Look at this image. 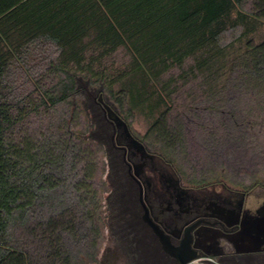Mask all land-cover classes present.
<instances>
[{"label": "rangeland", "instance_id": "1", "mask_svg": "<svg viewBox=\"0 0 264 264\" xmlns=\"http://www.w3.org/2000/svg\"><path fill=\"white\" fill-rule=\"evenodd\" d=\"M245 29L248 33L232 42L223 57L208 59L202 53L187 58L153 85L133 71L132 57L123 48L111 54L93 48L82 68L69 65L66 72L56 70L58 59L48 50L46 60L32 65L30 76L20 71L11 78L15 96L28 94L32 110L22 131L53 152L50 172L57 188L45 205L55 206L57 213L67 209L64 221L72 216L76 224L73 234L61 235L70 249L45 264H81L85 251H79L76 238L106 233L112 222L106 205L108 159L101 144L106 125L98 123L102 109L118 137L126 131L160 159L158 164H167L182 186L248 192L253 206L264 201V83L245 67H254L248 48L264 43V25L248 21L234 34ZM232 38L227 34L224 44ZM206 58L208 64L199 69ZM51 100L58 101L52 105ZM164 112V121L155 125ZM39 245L33 242L35 260L46 252Z\"/></svg>", "mask_w": 264, "mask_h": 264}, {"label": "trees", "instance_id": "2", "mask_svg": "<svg viewBox=\"0 0 264 264\" xmlns=\"http://www.w3.org/2000/svg\"><path fill=\"white\" fill-rule=\"evenodd\" d=\"M16 12L19 19L12 22L9 13L3 21L8 27H0V264H45L70 249L61 235L73 234L76 224L72 216L64 221L67 209L57 213L55 206L45 205L57 188L50 172L53 152L22 131L32 110L28 94L15 96L11 78L20 71L30 76L32 65L46 60L48 50L58 59L56 70L66 72L69 65L82 68L85 54L93 48L105 54L123 48L132 57L133 71L153 85L187 58L202 53L208 59L223 57L232 42L248 33L245 29L236 36L239 26L248 21L264 25V0H29L13 8ZM227 34L233 38L224 44ZM248 51L254 67L246 65L247 72L264 83V43ZM207 58L198 63L199 69L208 64ZM86 71L90 72L89 64ZM98 123L106 125V141L101 144L109 169L107 211L112 222L123 224L135 217L136 191L123 172L122 153L113 146L114 128L103 114ZM35 241L42 251L46 246L44 256L36 260L31 253Z\"/></svg>", "mask_w": 264, "mask_h": 264}, {"label": "flooded vegetation", "instance_id": "3", "mask_svg": "<svg viewBox=\"0 0 264 264\" xmlns=\"http://www.w3.org/2000/svg\"><path fill=\"white\" fill-rule=\"evenodd\" d=\"M102 110L116 132L112 143L122 153L137 206L134 218L109 222L108 232L80 235L81 264H264V201L253 206L248 192L182 186L126 131L118 137ZM140 199L161 236L143 221Z\"/></svg>", "mask_w": 264, "mask_h": 264}, {"label": "crops", "instance_id": "4", "mask_svg": "<svg viewBox=\"0 0 264 264\" xmlns=\"http://www.w3.org/2000/svg\"><path fill=\"white\" fill-rule=\"evenodd\" d=\"M24 1H29V0H0V21L2 20V23L0 24L1 28L4 27L5 25L6 27H8V24L5 22L3 24V21L6 15L9 16L8 15L9 13H11L12 15V22H13V18H16V20L19 19L20 13L16 12L15 14H13V8L17 7L20 2H24ZM28 14L29 12H27V15Z\"/></svg>", "mask_w": 264, "mask_h": 264}, {"label": "water", "instance_id": "5", "mask_svg": "<svg viewBox=\"0 0 264 264\" xmlns=\"http://www.w3.org/2000/svg\"><path fill=\"white\" fill-rule=\"evenodd\" d=\"M140 202H141V204H142V206H143V208H144V211H145V213H144V215H143V221L144 222H146L152 229H153V231L157 234V235H159V236H161V231L158 229V227L156 226V225H154L152 222H151V220L149 219V217H148V214H147V210L145 209V207H144V204H143V202H142V199H140ZM165 250L167 251V252H169V250H167V248H165ZM169 253H171V252H169ZM192 260H188V261H186V262H182V263H180V264H188V263H190Z\"/></svg>", "mask_w": 264, "mask_h": 264}]
</instances>
